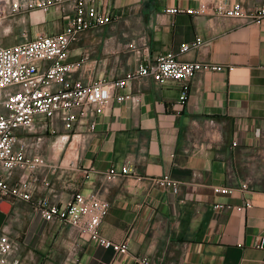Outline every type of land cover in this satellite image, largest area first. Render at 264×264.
Segmentation results:
<instances>
[{
    "label": "crops",
    "instance_id": "crops-1",
    "mask_svg": "<svg viewBox=\"0 0 264 264\" xmlns=\"http://www.w3.org/2000/svg\"><path fill=\"white\" fill-rule=\"evenodd\" d=\"M203 1L106 0L101 7L111 12L112 22L84 32L70 47L69 61H84L73 75L85 84L123 78L172 51L182 61L226 67L192 78L185 104L179 102L181 82L136 79L124 90L136 101L112 100L103 114L89 112L72 130L63 119L50 123L57 136L42 150L48 168L7 175L0 167V176L11 183L28 181L34 200L65 205L76 192L98 193L110 203L102 235L128 242L130 252L76 238L65 223L46 221L32 202L10 200L6 230L0 229V238L7 231L16 245L5 256L7 264H264L259 247L264 237V19L166 12ZM233 1L249 10L264 4ZM70 9L23 11L17 24L22 26L13 29L11 19L5 22L4 34L17 35L0 47L23 43L28 35L62 32ZM43 21L61 31L47 34ZM198 37L204 41L200 48L181 52ZM7 111L1 104L0 114ZM209 118L219 123L213 137L202 124ZM114 166L128 167L130 174L107 181L104 174ZM164 176L179 182L177 192L158 183ZM250 176L254 180L242 189ZM216 187L232 192L216 193ZM247 202L251 208L238 209Z\"/></svg>",
    "mask_w": 264,
    "mask_h": 264
},
{
    "label": "built area",
    "instance_id": "built-area-1",
    "mask_svg": "<svg viewBox=\"0 0 264 264\" xmlns=\"http://www.w3.org/2000/svg\"><path fill=\"white\" fill-rule=\"evenodd\" d=\"M105 1L0 0V22L23 9L39 10L43 14L50 13L54 8L62 12H67L68 7L72 10L68 24L62 32L43 34L35 39H26L23 43L0 47V105L8 110L0 114V167L5 174L10 175L17 169L35 173L48 168L50 165L42 150L52 135L57 136L56 131L51 130L50 123L55 119H63L67 130H72L89 112L103 114L112 100L119 103L129 99L136 101V97L124 93L127 85L136 79L152 78L159 83L181 82L184 88L179 102L185 104L192 78L198 73L226 69L210 63L182 61L172 51L157 55L152 62L139 65L120 79L99 78L91 84L76 79L73 74L80 71L84 61H69L71 44L84 32L112 22L111 12L101 7ZM166 12L261 22L264 19V4L249 10L243 3L233 0H207L196 8L171 7ZM203 44V39L198 37L195 42L183 44L181 52L200 48ZM202 124L209 137H213V132L219 130V123L213 119H205ZM90 127L95 130L96 123L92 122ZM21 132L35 135V139L28 141L21 136ZM128 174V167L119 170L114 166L104 177L107 181H112ZM253 180L254 177L250 176L241 188L248 189ZM158 183L176 192L180 187L179 182L170 176L160 178ZM215 192L227 194L232 189L216 187ZM0 198L32 202L46 221L57 220L65 223L74 237L89 239L120 254L130 252L128 242H114L102 235L100 227L109 212L110 203L98 193L76 192L62 205L53 203L48 198L34 200L28 181L11 183L9 178L0 176ZM217 207L224 208L225 205L220 204ZM251 207V202H247L238 209ZM5 228L6 226L3 227L4 230ZM259 247L264 249V237ZM15 249L12 238L4 231L0 238V264H7L5 256L13 253ZM12 264H20V261L16 260Z\"/></svg>",
    "mask_w": 264,
    "mask_h": 264
},
{
    "label": "rangeland",
    "instance_id": "rangeland-1",
    "mask_svg": "<svg viewBox=\"0 0 264 264\" xmlns=\"http://www.w3.org/2000/svg\"><path fill=\"white\" fill-rule=\"evenodd\" d=\"M23 11H24V9L20 10L18 12H14L13 15L11 16V18L3 20V21L0 22V45H3V44L4 45H8V44H10L8 41L14 39V37H15L14 35H17V34H14V35H11V36L7 37L4 34L3 29H5V27L8 26L7 24H5V22L11 19L12 20V24L11 25H13L12 28L14 29V26H16L18 24V21H20L19 19H20V16H22V12ZM20 24H22V21H21ZM45 25H47L48 29H50V30L46 31L47 34H51V33H55V32L61 31L59 29H55V27H54V25L52 23L47 24L46 21H43V26H45ZM19 26H22V25H19ZM19 26L17 25V28ZM13 29H12V31H13ZM33 35H35L34 31H33ZM39 35H41V34H39ZM31 37H33V36H31V35L29 36L28 35L29 39H33Z\"/></svg>",
    "mask_w": 264,
    "mask_h": 264
},
{
    "label": "water",
    "instance_id": "water-1",
    "mask_svg": "<svg viewBox=\"0 0 264 264\" xmlns=\"http://www.w3.org/2000/svg\"><path fill=\"white\" fill-rule=\"evenodd\" d=\"M12 210V203L9 200H0V229L4 226L8 214Z\"/></svg>",
    "mask_w": 264,
    "mask_h": 264
},
{
    "label": "trees",
    "instance_id": "trees-1",
    "mask_svg": "<svg viewBox=\"0 0 264 264\" xmlns=\"http://www.w3.org/2000/svg\"><path fill=\"white\" fill-rule=\"evenodd\" d=\"M0 200H2V199L0 198Z\"/></svg>",
    "mask_w": 264,
    "mask_h": 264
}]
</instances>
